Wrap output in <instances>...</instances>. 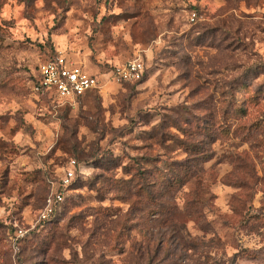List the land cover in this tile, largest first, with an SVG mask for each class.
Listing matches in <instances>:
<instances>
[{"label":"rangeland","instance_id":"rangeland-1","mask_svg":"<svg viewBox=\"0 0 264 264\" xmlns=\"http://www.w3.org/2000/svg\"><path fill=\"white\" fill-rule=\"evenodd\" d=\"M58 54L143 76L63 103ZM0 264H264V0H0Z\"/></svg>","mask_w":264,"mask_h":264},{"label":"built area","instance_id":"built-area-1","mask_svg":"<svg viewBox=\"0 0 264 264\" xmlns=\"http://www.w3.org/2000/svg\"><path fill=\"white\" fill-rule=\"evenodd\" d=\"M143 65L141 60L132 59L124 64L113 66L102 74L87 73L73 60L58 54L38 67L33 77L32 91L35 94L54 97L63 103H74L86 94L96 91L108 82L134 83L141 80ZM75 162L63 171L58 185L52 188L43 208L38 214V222H46L52 218L57 207L63 202L64 190L73 179ZM20 233V232H19Z\"/></svg>","mask_w":264,"mask_h":264},{"label":"trees","instance_id":"trees-1","mask_svg":"<svg viewBox=\"0 0 264 264\" xmlns=\"http://www.w3.org/2000/svg\"><path fill=\"white\" fill-rule=\"evenodd\" d=\"M92 92H94V91H92ZM92 92H90V93H92ZM88 94H89V93H88ZM83 97H84V96H83ZM83 97H82V98H83ZM80 99H81V98H80ZM80 99H78V100H80ZM63 202H64V199H63ZM63 202H62V203H63ZM62 203H61V204H62ZM61 204H60V205H61ZM60 205H59V206H60ZM54 214H55V213H54ZM48 221H49V220H48Z\"/></svg>","mask_w":264,"mask_h":264}]
</instances>
